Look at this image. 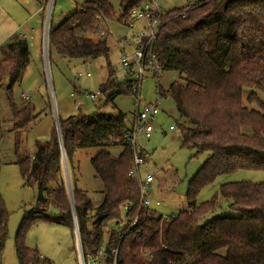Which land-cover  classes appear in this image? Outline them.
<instances>
[{
  "label": "trees",
  "instance_id": "trees-1",
  "mask_svg": "<svg viewBox=\"0 0 264 264\" xmlns=\"http://www.w3.org/2000/svg\"><path fill=\"white\" fill-rule=\"evenodd\" d=\"M151 1L120 0L116 9L108 0H95L82 4L57 24L50 19V64L55 62L53 53L85 62L101 56L109 59L108 39L97 31L104 25L98 15L121 22L132 10ZM183 9L175 7L168 12L156 42L165 70H177L181 78L167 90L161 85L160 92L175 101L179 113L192 125L180 126L182 146L194 148L195 155L209 156L190 181L186 208L163 222L150 212L140 213L139 223L123 238L120 224L132 222L140 199L138 184L129 175L133 150L127 143V117L121 111H99L91 117L59 116L63 149L70 164L78 149L102 148L91 163L102 180L104 199L94 208L86 191L75 184L72 208L63 181L62 150L55 125L48 139H36L33 154L21 151L20 134L40 116L31 100L23 99L21 105L13 101V86L30 63L29 41L23 37L2 45L0 89L4 85L7 88L12 109L16 164L24 182L37 191L36 202L25 212L15 238L20 264H50L36 249L25 245L32 223L47 220L74 232L75 217L82 243L92 249L87 256L90 259L92 252L103 250L102 264L113 263L117 246V264H264V182H226L210 200L196 203L199 192L218 176L241 170L264 171V101L258 92L264 94V0H198L185 16L169 19ZM109 70V78L100 85L106 101L113 102L119 94H132L133 82L121 83L114 76L113 66ZM246 89L251 91L245 97ZM247 102H257L260 108H250ZM2 138L0 126V142ZM114 144L123 148L115 157L107 150ZM141 155L145 162L143 150ZM220 198L228 200V208L236 216L214 215ZM127 205L131 210L126 211ZM51 207L58 213H50ZM9 216L0 193V264ZM109 221L119 229L107 239ZM141 249L150 250L154 258L142 257Z\"/></svg>",
  "mask_w": 264,
  "mask_h": 264
},
{
  "label": "rangeland",
  "instance_id": "rangeland-1",
  "mask_svg": "<svg viewBox=\"0 0 264 264\" xmlns=\"http://www.w3.org/2000/svg\"><path fill=\"white\" fill-rule=\"evenodd\" d=\"M83 2L85 0H54L50 16L53 24L59 23ZM110 2L116 9H119L120 0H110ZM186 2L187 0H160V5L164 10L171 11L175 7L185 6ZM47 4L48 0H46L45 7ZM19 5L15 4L14 0H0V25L5 22L9 13L11 14V11L14 10L13 8L21 9ZM46 11L45 9V14ZM108 21L116 36H122L127 33L128 29L124 24L117 22L116 19ZM3 37L4 35L1 36L0 34V49L2 45L18 38L11 37L3 40ZM28 40L31 59L24 76L13 86V101L19 105L23 101L20 95L21 92H29L32 96L31 101L36 104L37 111H40V116L39 120L28 131L20 134L21 151L33 154L35 152L36 139L45 140L50 137L52 125L54 124L56 128L57 120L55 116L59 118V116L67 117L71 114H83L91 117L99 111L111 114L121 111L125 114L130 124L131 115L135 108L132 94H119L113 99V102L106 101L105 95H99L94 100H91L86 95L87 91L95 92L99 90L100 85L109 78V66H113L116 80L122 79L125 75V69L118 62L119 54L114 38L108 37L110 46L109 59L101 56L85 62L82 59H64L53 53L56 58L52 64H50L49 58V31L47 37L45 24L40 50L34 40L32 41L29 38ZM46 45H48L47 71L49 75L45 71L44 49L46 50ZM81 72L85 74L78 78V74ZM88 72L91 73L90 77L86 76ZM180 79V73L177 70H164L158 79L145 78L142 99L148 102L156 101L158 89L156 84H161L167 90L173 82L180 81ZM250 91L246 89L245 97ZM258 92L259 97L264 101V94L260 91ZM8 97V91L4 85L0 89V126L3 131V138L0 142V193L5 200L10 216L2 261L3 264H20L16 252L15 238L22 219L26 214L25 212L30 210L36 202L37 191L35 187L29 186L24 182L20 167L16 164L17 135L13 130L12 109ZM248 105L250 108H260L257 102L248 103ZM159 106L160 113L153 121V135L146 139L142 136L139 137V145L146 156L142 171L144 174L148 171L151 172L156 179L152 183L151 190L155 197L163 202V205L158 210L167 214H177L180 210L187 207V191L190 181L209 154L200 153L195 155L196 150L194 148L189 149L182 146L180 126L191 127L192 125L179 113L177 105L171 97L161 98ZM171 125L174 126L172 130L169 129ZM101 150V147L78 149L71 159V164L66 154L71 171L72 189H74L76 184L79 189L85 190L92 200L94 208H97L104 199L102 180L97 176L91 163L92 158ZM107 150L114 157L119 156L123 152L122 146L116 144L107 147ZM62 175L63 181H65L63 165ZM241 180L254 183L264 182V171L241 170L236 173L218 176L213 183L199 192L196 203L200 204L210 200L214 194L219 192L222 184ZM228 203V200L220 198L219 207L214 212V215L236 216L237 213L228 208ZM93 221L94 219L89 222V225ZM73 223L75 228V221ZM117 229L119 228L116 227L114 221H109L105 228V238L108 239L111 233L114 230L117 231ZM80 242L82 243L81 234ZM25 245L31 249H36L41 254V257L48 260L50 264H82L80 243L76 240V232L75 230L73 232L71 228L63 224L51 223L42 219L32 223L28 227L25 236ZM82 245H84L85 264H94L93 260L87 256L92 251L91 247L88 243H82Z\"/></svg>",
  "mask_w": 264,
  "mask_h": 264
},
{
  "label": "built area",
  "instance_id": "built-area-1",
  "mask_svg": "<svg viewBox=\"0 0 264 264\" xmlns=\"http://www.w3.org/2000/svg\"><path fill=\"white\" fill-rule=\"evenodd\" d=\"M197 1L187 0L184 9L174 16L169 17V19L177 15L185 16ZM53 3L54 0H48L45 9L52 10ZM168 12L160 5V0H152L151 2L142 4L140 8L132 10L125 19L119 22L124 24L128 29V33L122 36H116L114 34L107 18L103 15H98L97 17L104 24L97 29L99 36L104 39H108V37L114 38L119 54L118 62L125 69L124 77L118 81L121 83L126 81L133 82L132 95L135 108L131 115L127 143L133 150L129 175L138 184L140 199L136 210L138 213L132 218V222L130 224L127 222L120 224L119 234L121 238L136 227L139 223L140 213L146 212L148 214L150 212L154 217H159L162 222L176 216L174 213L167 214L158 210L163 205V202L155 197L151 190L152 183L155 181L154 175L152 173L144 174L142 171L145 163L141 155L142 148L139 145L140 136L146 139L153 135V121L160 113L159 103L160 99L163 98L160 92L161 84H156L158 88L156 101H144L142 99V93L144 79L147 77L158 79L165 70V64L156 52V42L159 32L167 22ZM49 15L51 16L50 12ZM84 74L83 72L79 73L78 78H81ZM86 76L90 77L91 73H86ZM86 95L91 100H94L101 95V90L99 89L95 92L87 91ZM21 97L25 100H31L32 98L31 94L26 91L21 92ZM169 129H174V126L171 125ZM131 208L129 205L125 207L126 211L131 210ZM117 252L118 246L113 250L112 264H117ZM104 255L105 252L103 250L99 253L92 252L91 258L93 263L102 264V256ZM141 256L147 260L154 258L153 253L145 249H141Z\"/></svg>",
  "mask_w": 264,
  "mask_h": 264
},
{
  "label": "crops",
  "instance_id": "crops-1",
  "mask_svg": "<svg viewBox=\"0 0 264 264\" xmlns=\"http://www.w3.org/2000/svg\"><path fill=\"white\" fill-rule=\"evenodd\" d=\"M95 1L85 0L83 4ZM110 2V0H108ZM15 4H20L21 9L13 8L11 14L7 16L4 23L0 25V34L4 35L3 40L6 38H23L34 40L37 48L40 50L42 46V34L44 28L45 18V3L46 0H14ZM111 3V2H110ZM82 5V4H81ZM23 29V30H22ZM19 31V32H18ZM128 33V31H127ZM126 33V34H127ZM123 34V35H126ZM14 42V41H10ZM9 42V43H10ZM117 48V45L115 43ZM149 172V171H148Z\"/></svg>",
  "mask_w": 264,
  "mask_h": 264
},
{
  "label": "water",
  "instance_id": "water-1",
  "mask_svg": "<svg viewBox=\"0 0 264 264\" xmlns=\"http://www.w3.org/2000/svg\"><path fill=\"white\" fill-rule=\"evenodd\" d=\"M49 9L47 10V13H46V17H45V21H44V24H45V33H46V29H47V25L49 24L50 22V15H49ZM48 23V24H47ZM48 37V36H47ZM47 40V39H46ZM44 54H45V71L48 74V71H47V60H48V56H47V52L46 50L44 49ZM53 111H54V114H55V107L53 105ZM57 122H56V130H57V134L59 135V140H60V144H61V150H62V158H61V165L63 163V158H64V155H66V152L65 150L63 149V144H62V134H60V123H59V118H57L55 116ZM65 175V173H64ZM65 181H66V189H67V193L69 195V197L71 198V202H72V208H74V205H73V199L74 197L72 196L73 195V192L70 191V188H69V181H67V177L65 176ZM49 212L50 213H55L57 214L58 213V210L54 207H51L49 208ZM74 212V210H73ZM75 214V212H74ZM74 221H75V232H76V240L77 242L79 243V239H80V234H79V228H77V221H76V217L74 218ZM85 263H86V260H85ZM84 263V264H85Z\"/></svg>",
  "mask_w": 264,
  "mask_h": 264
},
{
  "label": "bare ground",
  "instance_id": "bare-ground-1",
  "mask_svg": "<svg viewBox=\"0 0 264 264\" xmlns=\"http://www.w3.org/2000/svg\"><path fill=\"white\" fill-rule=\"evenodd\" d=\"M50 13H51V9H50ZM48 24V23H47ZM49 26L50 24L47 25V32H46V36H48V31H49ZM46 52H47V49H48V45H46ZM63 170H64V173H65V176L67 177V181H69V188H70V191L73 192V189H72V184H71V181L69 179V174H68V170H67V165H66V159H65V155H64V158H63ZM79 243H80V257L82 259V264L85 263V259H84V250H83V245L82 243L80 242V239H79Z\"/></svg>",
  "mask_w": 264,
  "mask_h": 264
}]
</instances>
